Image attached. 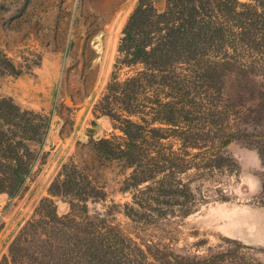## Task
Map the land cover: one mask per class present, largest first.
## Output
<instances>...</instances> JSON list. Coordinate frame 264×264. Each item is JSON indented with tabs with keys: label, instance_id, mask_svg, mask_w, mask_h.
I'll use <instances>...</instances> for the list:
<instances>
[{
	"label": "trees",
	"instance_id": "16d2710c",
	"mask_svg": "<svg viewBox=\"0 0 264 264\" xmlns=\"http://www.w3.org/2000/svg\"><path fill=\"white\" fill-rule=\"evenodd\" d=\"M0 66L20 73L1 47ZM124 66L131 71L120 78ZM94 109L120 129L87 147L96 162L119 166L117 189L130 199L112 207L126 225L113 208L89 211L87 200L107 191L87 162L69 158L0 264H262L233 238L179 244L178 225L229 198L225 185L238 171L229 142L251 138L264 158V0H136ZM49 119L0 96V191L16 194L43 157Z\"/></svg>",
	"mask_w": 264,
	"mask_h": 264
},
{
	"label": "rangeland",
	"instance_id": "374dc122",
	"mask_svg": "<svg viewBox=\"0 0 264 264\" xmlns=\"http://www.w3.org/2000/svg\"><path fill=\"white\" fill-rule=\"evenodd\" d=\"M135 1L0 0V47L20 71L11 74L0 66V96H11L23 107L50 115L40 148L43 157L33 163L16 194L0 191V262L11 239L47 194L61 163L69 158L87 162L95 183L107 191L105 199L87 200L89 211L113 208L114 221L126 225L121 209L112 207L113 202L130 199L128 192L117 189L120 168L114 162H96L87 142L120 133L118 122L99 114L94 103L113 68L120 30ZM130 69H119V77ZM226 149L238 163V171L229 175L225 185L229 198L187 216L178 225V243L191 245L205 238L207 246L233 238L252 247L247 252L264 264V205L259 196L264 158L251 138L235 139ZM55 203L59 213L67 211V200L57 198Z\"/></svg>",
	"mask_w": 264,
	"mask_h": 264
},
{
	"label": "crops",
	"instance_id": "0c3cea01",
	"mask_svg": "<svg viewBox=\"0 0 264 264\" xmlns=\"http://www.w3.org/2000/svg\"><path fill=\"white\" fill-rule=\"evenodd\" d=\"M3 197V195L0 194V198ZM5 198V197H4Z\"/></svg>",
	"mask_w": 264,
	"mask_h": 264
}]
</instances>
